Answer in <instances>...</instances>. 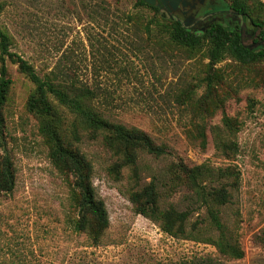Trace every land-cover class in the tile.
Instances as JSON below:
<instances>
[{"label": "rangeland", "instance_id": "rangeland-1", "mask_svg": "<svg viewBox=\"0 0 264 264\" xmlns=\"http://www.w3.org/2000/svg\"><path fill=\"white\" fill-rule=\"evenodd\" d=\"M218 1L229 10L231 0ZM243 1L251 18L264 22V0ZM159 17L136 0H0V30L10 52L40 77L58 65L77 86L94 92L89 108L165 147L160 157L139 150L134 166H124L102 135L90 137L81 119L53 103L62 143L89 161L91 186L108 215V229L93 247L85 233L73 231L71 177L53 165L40 120L27 110L35 87L6 59L11 83L0 109V162L10 158L15 184L0 194V264H175L199 257L264 264V61L241 65L224 57L210 65L207 43L193 52L178 48ZM239 25L245 45H264L233 14L230 26ZM225 118L236 132L226 130ZM220 143L234 144L236 151L225 157ZM179 165L236 174L212 185L228 191V203L217 209L224 238L243 252L241 259L223 258L202 241L216 232L205 207L183 185ZM149 183L161 210L190 212L187 229L198 222L200 240L171 237L135 211L130 196Z\"/></svg>", "mask_w": 264, "mask_h": 264}, {"label": "trees", "instance_id": "trees-1", "mask_svg": "<svg viewBox=\"0 0 264 264\" xmlns=\"http://www.w3.org/2000/svg\"><path fill=\"white\" fill-rule=\"evenodd\" d=\"M136 4L147 7L160 16L159 20H164L163 27L168 29L169 40L178 48L193 52L207 43L206 56L210 65L219 63L224 57H231L241 65H249L259 60L264 61V45L260 44L255 47L245 45L240 25L232 27L226 24H215L205 33H194L187 31L179 22L161 16L157 9L142 0H136ZM228 9L245 25L250 24L254 28L253 32H257V40L264 42V22H258L250 17L248 7L243 0H231ZM6 59L17 65L18 70L34 85V93L28 99L27 110L40 120V133L44 137L53 165L71 177L72 188L77 195L76 218L72 222L73 231L85 233L90 245L98 246L109 226L108 215L103 202L95 197L91 186L92 169L89 161L78 149L64 146L62 143L60 116L58 109L54 106L58 105L81 119L85 128L89 130L90 137L96 138L102 135L106 148L118 159L120 158L124 166H134L135 153L139 150L160 157L165 154V147L155 144L146 133L109 122L101 114L89 108L91 100L95 97L94 92L89 87L77 86L76 81H73L69 74L58 65L45 77H40L26 60L9 51L8 37L1 30L0 109L11 83L6 76ZM223 124L228 132L237 131L230 119L225 118ZM75 134L74 140L79 141ZM199 137L203 145V132ZM233 145L220 143L217 149L227 157L229 153L236 151ZM134 171H136L135 168ZM179 172L183 185L194 194L196 201L205 207L206 220L212 231L216 232L213 238H202V241L211 243L223 258L241 259L243 252L224 238V227L217 209L228 203V191L223 186L212 185L224 177L237 178L236 174L228 169L215 170L204 165L190 168L179 165ZM14 184L13 164L6 155L0 162V194L11 193ZM158 199L159 196L152 183L143 186L130 196L135 211L156 222L163 233L182 239L195 241L201 239L202 228L198 222L192 223L187 229L190 214L188 210L177 211L173 207L161 210L158 206ZM175 264L223 263L199 257L193 262L181 261Z\"/></svg>", "mask_w": 264, "mask_h": 264}, {"label": "flooded vegetation", "instance_id": "flooded-vegetation-1", "mask_svg": "<svg viewBox=\"0 0 264 264\" xmlns=\"http://www.w3.org/2000/svg\"><path fill=\"white\" fill-rule=\"evenodd\" d=\"M154 0L153 8L157 9L161 16L171 21L179 22L187 31L205 33L215 24L230 25L233 12L219 8L218 0H180L171 2L168 0Z\"/></svg>", "mask_w": 264, "mask_h": 264}, {"label": "water", "instance_id": "water-1", "mask_svg": "<svg viewBox=\"0 0 264 264\" xmlns=\"http://www.w3.org/2000/svg\"><path fill=\"white\" fill-rule=\"evenodd\" d=\"M142 1L145 2L149 6H153L154 5V0H142ZM168 1L177 2V1H180V0H168ZM161 2L164 3L162 0H161Z\"/></svg>", "mask_w": 264, "mask_h": 264}]
</instances>
